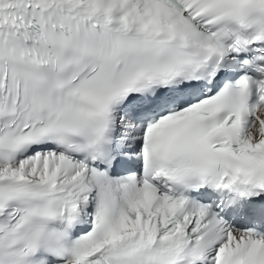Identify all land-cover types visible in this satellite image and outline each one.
<instances>
[{
    "label": "snow or ice",
    "instance_id": "snow-or-ice-1",
    "mask_svg": "<svg viewBox=\"0 0 264 264\" xmlns=\"http://www.w3.org/2000/svg\"><path fill=\"white\" fill-rule=\"evenodd\" d=\"M0 264H264V0H0Z\"/></svg>",
    "mask_w": 264,
    "mask_h": 264
}]
</instances>
